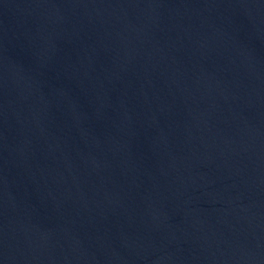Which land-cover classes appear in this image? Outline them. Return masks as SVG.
<instances>
[{"label":"water","instance_id":"95a60500","mask_svg":"<svg viewBox=\"0 0 264 264\" xmlns=\"http://www.w3.org/2000/svg\"><path fill=\"white\" fill-rule=\"evenodd\" d=\"M0 264H264V0H0Z\"/></svg>","mask_w":264,"mask_h":264}]
</instances>
